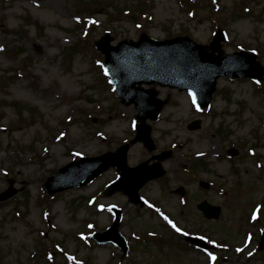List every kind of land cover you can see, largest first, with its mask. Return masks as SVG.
I'll return each instance as SVG.
<instances>
[{
  "label": "rangeland",
  "instance_id": "374dc122",
  "mask_svg": "<svg viewBox=\"0 0 264 264\" xmlns=\"http://www.w3.org/2000/svg\"><path fill=\"white\" fill-rule=\"evenodd\" d=\"M141 1L151 20L137 24V13L120 11L138 0H0V194L15 191L0 201V264H47L36 256L42 245L55 248L48 264H206L212 256L216 264H264V247H258L262 220L249 227L242 220L264 203V89L248 78H218L202 113L187 93L151 85L167 99L159 117L146 122L156 148L134 143L127 162L171 154L161 162L166 174L141 187L144 207L121 192L101 194L117 178L113 168L50 198L42 189L72 159L114 150L134 134L137 111L118 102L95 68L103 56L93 43L105 32L112 44L136 40L141 32L159 40L187 35L207 44L222 28L225 53L254 52L264 65V0H216L212 12L211 0H196L191 12L178 0ZM239 3L249 13L229 18ZM193 119L200 128L189 131ZM195 159L203 162L194 166ZM202 199L222 207L217 220L196 209ZM111 205L123 211L124 256L112 243L90 239L110 225ZM190 233L204 234L213 253L186 242V235L195 236Z\"/></svg>",
  "mask_w": 264,
  "mask_h": 264
},
{
  "label": "water",
  "instance_id": "95a60500",
  "mask_svg": "<svg viewBox=\"0 0 264 264\" xmlns=\"http://www.w3.org/2000/svg\"><path fill=\"white\" fill-rule=\"evenodd\" d=\"M220 39L221 36L220 33H218V35L215 36L214 40L208 46H201L196 45L190 42L189 39L187 40V38H185L184 40L187 42L184 43V45L188 46L192 51L196 52L198 55L195 57H188L187 51L185 49H182L177 54L178 59L175 62V67L172 68L176 74L174 79L166 80L161 75H158L156 78L152 79L149 82L159 83L161 85L176 86L179 89H187L192 93L193 96H195V99L201 106H206L210 100L211 93L215 89L216 78L220 75H226L229 77L254 76L261 80H264V69L259 64V62L255 61V55L245 52L233 55H224L223 52L219 49L218 42ZM108 40L109 39L107 37L103 38L100 42L96 43V47L105 54V65L107 67V70L110 71L112 78L114 80L118 78L126 80L127 78H129V75L133 73L132 64L129 68L125 69L128 70L129 74L125 70H118L115 71V73L111 70L115 50L124 47L125 42L120 43L118 46L112 47L108 45ZM144 41H148L146 37L143 38V42ZM140 43H135L133 45H139ZM164 44L170 43L164 42ZM207 49H210V52H207ZM135 51L139 52L138 49H136ZM214 52H217L218 54L215 55ZM135 58L137 59L136 63L138 64L144 63L146 59L153 61L151 54H139L135 56ZM161 59V57L155 56V61H160ZM137 81L141 82V80ZM123 88L125 87L123 85H120L119 83V91H122ZM149 94L154 95L156 93L153 90H150ZM121 100L125 103H129V101H126L122 98ZM132 101L138 104L137 99H132ZM163 104V101H155L152 107L154 109L148 112H145L141 109L140 106H138L139 114L136 116L137 120L140 121V124L137 125L138 137L134 138L132 141H130V143H134L136 140L142 138L146 146L148 145L150 146V149H153V146L151 145V140L149 138V127L145 126L144 120L146 117H150L151 119L156 118ZM196 127L197 122L191 123L188 126L189 129H195ZM141 130H144L145 135H143ZM127 148L128 145H124L120 149V152L117 153L121 163H123V168L125 170H123V172L121 173L120 180L116 184L114 183L111 185L108 194H111L116 189H121L128 194L129 200L133 201L134 203H137L139 199L137 195V190L143 185V183L147 179L161 176L164 171L159 166H156V168L154 169L143 171V177L139 170V168L141 169L143 167L141 165L134 169L128 170L126 168L127 166L125 165ZM109 165L110 164L108 163L101 164L96 169L87 173L79 182H87L88 180L96 176L98 173L105 170ZM58 174L59 172H57L53 178L49 179L48 183L45 184L46 188H49L51 186V181L54 180L58 176ZM121 183L123 185H121ZM132 186L134 187L133 190L129 189ZM12 194L13 191H7L0 195V199L3 200ZM197 208L201 210L203 215L207 218H217L220 213V207L212 206L205 200L197 204ZM117 215L118 216H116L110 230L116 233V237L112 238L113 241L122 248L123 252H125V241L116 230L118 221L120 219L119 213ZM104 239L106 238H98L99 241H105ZM195 242L198 244H203L201 241L195 240ZM260 246H264V236L261 238Z\"/></svg>",
  "mask_w": 264,
  "mask_h": 264
},
{
  "label": "snow or ice",
  "instance_id": "6c2138e0",
  "mask_svg": "<svg viewBox=\"0 0 264 264\" xmlns=\"http://www.w3.org/2000/svg\"><path fill=\"white\" fill-rule=\"evenodd\" d=\"M193 103H195V96H193ZM167 219V218H166ZM169 223H171V221H169ZM174 228L176 227L174 224L172 225ZM177 231H180L179 228L176 229ZM213 259H215V257H213Z\"/></svg>",
  "mask_w": 264,
  "mask_h": 264
},
{
  "label": "bare ground",
  "instance_id": "6f19581e",
  "mask_svg": "<svg viewBox=\"0 0 264 264\" xmlns=\"http://www.w3.org/2000/svg\"><path fill=\"white\" fill-rule=\"evenodd\" d=\"M56 0H52V3H55Z\"/></svg>",
  "mask_w": 264,
  "mask_h": 264
},
{
  "label": "trees",
  "instance_id": "16d2710c",
  "mask_svg": "<svg viewBox=\"0 0 264 264\" xmlns=\"http://www.w3.org/2000/svg\"><path fill=\"white\" fill-rule=\"evenodd\" d=\"M130 14H131V12H130Z\"/></svg>",
  "mask_w": 264,
  "mask_h": 264
}]
</instances>
